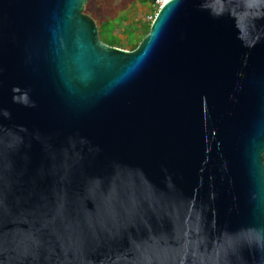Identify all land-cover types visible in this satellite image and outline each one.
<instances>
[{"label":"water","instance_id":"obj_1","mask_svg":"<svg viewBox=\"0 0 264 264\" xmlns=\"http://www.w3.org/2000/svg\"><path fill=\"white\" fill-rule=\"evenodd\" d=\"M88 1L0 0V264H264V0Z\"/></svg>","mask_w":264,"mask_h":264},{"label":"rangeland","instance_id":"obj_2","mask_svg":"<svg viewBox=\"0 0 264 264\" xmlns=\"http://www.w3.org/2000/svg\"><path fill=\"white\" fill-rule=\"evenodd\" d=\"M88 2L85 12L92 15ZM92 8L99 9L98 12L95 10L98 18L112 24L111 32L119 39L116 47L125 50H133L132 33L134 38L147 34V29L159 10L153 0H93ZM93 17L96 19L97 16Z\"/></svg>","mask_w":264,"mask_h":264},{"label":"trees","instance_id":"obj_3","mask_svg":"<svg viewBox=\"0 0 264 264\" xmlns=\"http://www.w3.org/2000/svg\"><path fill=\"white\" fill-rule=\"evenodd\" d=\"M153 2H154V0H153ZM92 3H93V0H89V2H88V5L90 6L89 10L91 11V14L93 16H95V15L97 16L96 20L98 21V24L100 27V34H101L102 40L104 42L110 44V45L117 46L119 39L116 36H114L111 32L112 24H110L109 21L102 19L101 17L98 18L99 15L97 14V12L99 11V9L95 8V10L97 12L93 8L91 9ZM149 29H150V26L147 29V33H148ZM132 36H133V38H132V40H133L132 49H134L138 46V44L142 40L143 36H138L137 38H134L133 33H132Z\"/></svg>","mask_w":264,"mask_h":264},{"label":"built area","instance_id":"obj_4","mask_svg":"<svg viewBox=\"0 0 264 264\" xmlns=\"http://www.w3.org/2000/svg\"><path fill=\"white\" fill-rule=\"evenodd\" d=\"M168 0H154L155 5L160 9Z\"/></svg>","mask_w":264,"mask_h":264}]
</instances>
